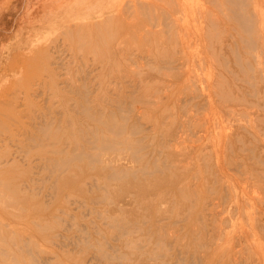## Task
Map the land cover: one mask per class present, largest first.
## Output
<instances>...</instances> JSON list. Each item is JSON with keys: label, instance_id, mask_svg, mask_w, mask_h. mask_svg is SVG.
<instances>
[{"label": "rangeland", "instance_id": "rangeland-1", "mask_svg": "<svg viewBox=\"0 0 264 264\" xmlns=\"http://www.w3.org/2000/svg\"><path fill=\"white\" fill-rule=\"evenodd\" d=\"M0 264H264V0H0Z\"/></svg>", "mask_w": 264, "mask_h": 264}, {"label": "bare ground", "instance_id": "bare-ground-1", "mask_svg": "<svg viewBox=\"0 0 264 264\" xmlns=\"http://www.w3.org/2000/svg\"><path fill=\"white\" fill-rule=\"evenodd\" d=\"M243 20V19H242ZM247 23V22H246Z\"/></svg>", "mask_w": 264, "mask_h": 264}]
</instances>
